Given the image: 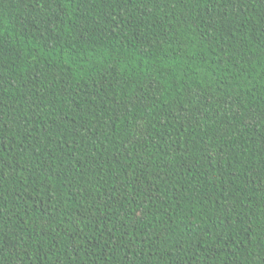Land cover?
<instances>
[{
	"label": "trees",
	"instance_id": "16d2710c",
	"mask_svg": "<svg viewBox=\"0 0 264 264\" xmlns=\"http://www.w3.org/2000/svg\"><path fill=\"white\" fill-rule=\"evenodd\" d=\"M0 264H264V0H0Z\"/></svg>",
	"mask_w": 264,
	"mask_h": 264
}]
</instances>
